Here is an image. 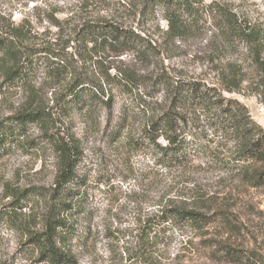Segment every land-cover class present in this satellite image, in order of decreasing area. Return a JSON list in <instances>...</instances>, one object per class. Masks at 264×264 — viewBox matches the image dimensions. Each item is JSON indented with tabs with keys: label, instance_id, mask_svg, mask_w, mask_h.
<instances>
[{
	"label": "trees",
	"instance_id": "1",
	"mask_svg": "<svg viewBox=\"0 0 264 264\" xmlns=\"http://www.w3.org/2000/svg\"><path fill=\"white\" fill-rule=\"evenodd\" d=\"M157 9L166 14L164 43L194 34L209 15L214 31L204 58L210 65L206 70L190 74L163 60L151 72L115 66L111 61L105 64L110 57L130 52L146 63L160 57L162 46L153 43L142 28ZM132 14L135 19L139 16L136 26L105 19L89 21L63 42L62 27L55 23L58 32L53 42L42 47L25 44L23 27L0 25V89L31 93L25 108L0 120V160L19 149H37L38 140H42L39 145L48 144L56 158L50 187L3 183L0 227L12 232L16 247L9 254L0 231V264H15V257L24 264H81L84 249L101 236L117 253V264H162V256L169 254L176 239L175 232L199 231L212 223V216L198 205L199 198L189 201L179 195L189 168L236 171L248 183L263 179L264 128L231 94L243 91L248 71L264 78V23L220 0H141ZM237 48L247 50L251 65L225 62L228 51ZM40 71L63 84L55 92L61 115L74 110L94 115L99 105L111 113L113 89L130 99L110 139L151 156L153 162L142 171L129 166L128 178L134 180L137 191L119 187L112 198L107 190L110 206L102 235L93 223L96 211L91 209L87 179L81 172L84 148L73 134L51 132L61 115L44 107L41 91L33 84ZM139 114L145 120L139 131H132L130 126ZM32 126L42 127L45 137L31 139ZM165 173L171 178L163 183L160 176ZM146 181L154 186L162 183L158 200L147 199L142 188ZM147 200L156 205L153 211L138 205ZM129 215L135 220L133 225L125 224ZM227 254L235 263L257 264L255 256Z\"/></svg>",
	"mask_w": 264,
	"mask_h": 264
},
{
	"label": "rangeland",
	"instance_id": "2",
	"mask_svg": "<svg viewBox=\"0 0 264 264\" xmlns=\"http://www.w3.org/2000/svg\"><path fill=\"white\" fill-rule=\"evenodd\" d=\"M140 1L0 0V25L23 27L25 44L42 47L53 42L52 37L58 32L55 23H59L62 27L61 42L66 41L68 35H71L79 25L89 21L105 19L136 26L138 23L136 19L139 16L135 19L132 12ZM220 1L264 23V0ZM165 16L162 9H157L142 26L153 43L162 46L161 55L154 62L146 63L136 53L130 52L122 56L110 57L105 64L111 61L115 66H127L151 72L157 68L158 62L163 60L164 64L175 65L190 74L198 75L203 72L202 70H206L210 65L204 58L206 50L212 46L214 31L210 25L209 15H205L206 20L200 23L201 28L194 34L168 43H164L168 29ZM226 56L228 58L225 62L237 61L243 62L246 66L251 65L245 49H231ZM110 72L113 75L115 70L111 69ZM33 84L41 91L44 107H48V111L54 112L57 117V114L61 115V105L56 104L55 92L63 84H56L55 80L44 71L38 73ZM27 92L23 89L7 90V87H1L0 120L25 108L31 98V93ZM113 94L114 107L111 113L102 104L94 111V115L93 113L85 115L74 110L69 114L61 115L57 127L51 130L54 134H73L81 141L85 154L81 172L87 179L91 196L90 206L96 211L93 223L100 230V235L106 222L105 212L110 206L105 198L107 190H110L107 195L112 198L117 196L119 187L124 191H137L134 180L128 178L129 166L132 165L135 170L142 171L153 162L151 156L134 151L124 143L114 144L110 139L121 111L130 102V99H126L117 89H113ZM231 96L238 98L247 107L252 118L264 128V78L261 79L259 75L248 71L243 91L233 93ZM144 120V115L139 114L137 121L130 126L132 131H139ZM44 132L42 127L32 126L29 136L35 140L43 139ZM39 142L42 140L36 141L39 147L30 149L33 151L19 149L0 160V196L3 193V183L6 181L25 186L50 187L53 184L56 173L55 154L48 144L39 145ZM177 174L174 173L173 176ZM184 174L186 175H183V179L187 183L185 182V185L183 183L179 195L183 200L189 201L193 197L199 198L201 203L198 205H203L204 213L212 216V223L199 231L175 232L176 239L169 247V254L162 256V264H241L232 261L227 252L255 256L257 264H264V177L259 183H248L236 171L227 173L220 170H202V168H189ZM121 175L125 178L123 182ZM170 178L171 176L166 173L160 176L163 183ZM146 183L147 181L143 183L142 188L149 196L147 199L158 200L162 195V183L155 186ZM111 186L115 189H110ZM120 201L123 203L124 198ZM120 201L118 204L121 203ZM34 204L36 207V202ZM138 205L142 206L144 211H153L156 207L150 201ZM124 220L126 225L135 223L131 215ZM1 228L0 231L5 237L3 246L11 254L16 247L15 236L11 231ZM116 254L110 249L108 239L101 236L84 249L80 262L81 264H117L119 257ZM12 260L15 264L25 262L19 257Z\"/></svg>",
	"mask_w": 264,
	"mask_h": 264
}]
</instances>
